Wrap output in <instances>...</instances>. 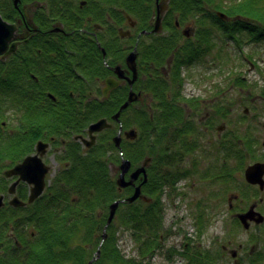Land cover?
<instances>
[{"label":"flooded vegetation","instance_id":"flooded-vegetation-1","mask_svg":"<svg viewBox=\"0 0 264 264\" xmlns=\"http://www.w3.org/2000/svg\"><path fill=\"white\" fill-rule=\"evenodd\" d=\"M185 2L0 0V19L8 25V33L12 37L7 49L0 54V67L16 71V82L30 86L27 110L16 116L14 133L18 142L22 140L19 149H16L20 159L14 165L32 156L38 158L46 169L42 195L31 204L13 208L33 213L43 211L53 229L80 228L93 222H98L99 226L100 214L106 211L109 214L114 201L124 200L133 194L134 186L119 188L117 178L124 160L131 163L126 179L134 169L132 154L140 146L136 144L139 136V129L134 125H138L136 118L145 120L149 113L152 116L155 111L162 112L153 86L158 82L162 84L163 76L172 83L177 72V59L173 66L177 47L181 46V51H184V45L198 41L200 34L197 20L193 18V6H186ZM207 9L210 10V7L207 6ZM215 14L221 18L217 10ZM221 19L227 21L229 17L226 15L225 19ZM206 24L216 36V49L223 33L213 20L208 18ZM211 57L212 54H208L206 59ZM180 67L183 87L179 93L171 92L167 97L181 99V127L192 124L201 127L204 124L201 134H184L190 137L189 144L193 149L188 154H178L182 159L179 163L186 169L190 168L196 177L197 173L206 174L198 170L201 159L196 155L202 150L204 131L213 130L216 125L213 122H229L230 116L228 114L225 120L217 119L219 113L214 108L219 106L215 102L224 98L223 88L221 94L216 91L206 99L188 95L185 93L188 73L196 66L181 64ZM130 93H134L137 99L121 110L118 120L114 119ZM197 98L199 108L194 105ZM260 99L264 100V95ZM250 104L242 118L249 110L262 113L263 106L256 98L251 99ZM100 119H106L110 126L91 133V125ZM217 126V130L222 131L223 125ZM115 128L117 131L112 135L111 131L107 132ZM132 129L137 131L136 138L129 134ZM119 132L120 147L114 141ZM115 150L119 151V161ZM18 178L13 177V181ZM183 180L176 185V196L186 195L178 187ZM141 183L139 178L135 186ZM31 188V185L21 182L17 195L23 199L26 193L23 200L27 201ZM168 192L169 187H166L163 198H168ZM113 197L115 199L111 201ZM5 208L10 210L12 207ZM122 210L129 209L124 206ZM83 214L89 216L83 218ZM91 214H96L98 219L93 221ZM27 228L25 226L16 233L12 230L11 235L18 249H21L19 238L25 244L34 245L40 236L38 228L36 231ZM170 232L176 234V231ZM227 244L222 246L224 257L225 252L232 253L229 249L232 241ZM238 249L243 250L244 246L239 244ZM237 255L238 250L235 259ZM250 255H253V250Z\"/></svg>","mask_w":264,"mask_h":264},{"label":"trees","instance_id":"trees-1","mask_svg":"<svg viewBox=\"0 0 264 264\" xmlns=\"http://www.w3.org/2000/svg\"><path fill=\"white\" fill-rule=\"evenodd\" d=\"M185 1L186 6H193V18L197 20V31H200L197 37L198 41L186 43L184 51H181V46L177 47L173 63L174 66L177 59V74H174L172 83H170L168 77L163 76L164 81L162 84L158 82L153 86L155 95L159 97V107H162V112L155 111L152 116L149 113L145 120L138 117L136 118L138 125L134 124L139 129L136 144H140V146L133 151L132 162L133 166L137 167L142 163L145 156L152 157V163L147 170L148 181L142 185V193L152 201L137 200L132 204L124 203L118 208L116 219L108 227V237L101 246V254L95 264H152L154 256L165 248L164 240L171 232L169 230L164 231L163 226L165 213L163 204L164 189L169 187L168 198L169 200L174 199L178 193L176 186L178 182L193 176L190 168L186 169L179 163L180 160L182 161L179 158L193 149L189 144L190 137L186 135L192 132L201 134V127L204 125L202 124L200 127L192 124L181 127L180 122L183 120L182 108L179 107L181 99L172 100L167 95H170L171 92L179 93L183 87L184 81L180 74L182 71L181 64H187L188 67L197 66V64H210L206 56L208 54L214 55L216 36L213 30L207 26L206 20L209 18L218 24L223 33L221 39H230L239 48L244 44L264 42V0H230V3H226L225 0ZM207 6L210 7V10L207 9ZM216 10L224 12L229 20L218 18L215 14ZM15 74L16 71L10 70L6 66L0 67V91L15 90L17 92L14 95L16 96L15 100L9 107H3L1 103L3 100H0V117L5 115L10 107L17 109L18 113L20 111V114L23 110H27L30 86L17 83ZM246 82L242 76H237L234 80V83L241 90L247 86ZM221 92L222 88L217 90L218 94H221ZM198 99L194 103L196 108H199L200 105ZM226 107L225 103H219L218 107H214L219 113L217 119L225 120L227 118L230 109ZM4 125V122L0 123L1 174L4 169L12 167L20 159L16 155V149H19V143L22 140L18 142V138L13 136L16 124L13 125L10 137L5 138L3 134ZM108 131H111L112 135L117 131V128ZM170 135L171 139L169 138ZM221 148L224 150L229 149L226 152L227 155L236 153L234 147L222 146ZM217 150L220 151L221 149ZM179 153L180 156H178ZM115 156L119 161L120 154L118 150H115ZM229 178V172L219 176L224 184L231 183ZM1 191H5V188L0 187ZM116 192H118V189ZM25 194L22 196L23 199H25ZM114 199L115 197L111 198V201ZM238 199L246 201L248 197H244L240 191L238 192ZM124 206L129 210L123 211ZM11 209V212H7L6 208L0 209V264H87L98 249L106 217H108L107 211L100 214L99 226H97L98 222H93L90 225L91 227L53 229L50 226V219L43 211L25 212V215L20 216L19 219L14 214L18 210L13 207ZM84 216L88 217L89 215L83 214V218ZM210 217V208L208 206L201 207L198 204L195 213V224L199 234H202L206 229ZM91 218L94 219L93 221L98 219L96 214H91ZM84 222L85 225H88L85 220ZM25 226L36 227V230L38 228L40 236L34 245L31 243L25 244L19 238L18 242L21 249H18L11 233L13 229L15 233L20 229H25ZM120 228L130 232L137 250L136 257L125 256L119 248L117 232ZM97 236L99 238H96ZM75 242L80 243L81 246L73 245ZM195 243L187 240L183 243L182 252H179L174 246L168 248L167 259L172 260L175 254H180L186 258L187 264H225L226 260L222 248L217 252H212ZM262 259L263 256H259L260 263L258 264H262ZM251 262L257 264L253 258Z\"/></svg>","mask_w":264,"mask_h":264},{"label":"rangeland","instance_id":"rangeland-1","mask_svg":"<svg viewBox=\"0 0 264 264\" xmlns=\"http://www.w3.org/2000/svg\"><path fill=\"white\" fill-rule=\"evenodd\" d=\"M225 1L230 3V0ZM219 43L214 55L211 59H207L210 64L196 66L188 73L185 93L206 99L223 88L225 91L223 101L219 99L215 103L227 105L226 108L230 109V119L229 122H216L213 130L208 132L203 130L204 135L201 140L203 151L199 150L196 155L201 159L198 170L205 171L206 174L197 173L196 177H190L179 183L178 187L184 191L185 196H176L171 200L167 197L163 198L164 228L176 231V234H171L165 240L164 250L154 256L152 264H185L184 257L176 255L172 260H167L164 253L172 246L182 249L187 238L212 252L219 251L231 240L232 245L229 249L238 250V255L234 259L230 252H225V264H252V258L258 264L259 256H263L262 264H264V225L256 226L253 223L250 229H245L237 218L238 213L247 211L253 203H258L257 209L264 215V190H260L257 185L249 184L245 179V170L249 166L264 164V138H262L264 100L260 99V96L264 95V42L244 44L241 48L230 39H220ZM237 76H242L247 81V86L242 90L234 83ZM16 93L15 90L0 91L3 107L11 106ZM253 98L263 106L262 113L249 110L247 116L242 118L245 108H250V100ZM19 114L17 109L10 107L8 112L0 117V123L5 124L3 128L5 138L10 137L13 125L17 124L16 116ZM217 125H223L222 131L217 130L219 127ZM13 136L16 138L15 134ZM222 146L234 147L236 153L227 155L229 149L224 150ZM4 171L0 173V187H4L5 191H1L0 194L6 196L5 200L8 204L11 199L8 188L13 180L5 177ZM228 172L232 183L230 185L224 184L219 179V176ZM240 191L244 197H248V200L238 199ZM233 195H237V198H233ZM198 204L201 207L208 206L211 214L210 221L202 234L198 233L195 224ZM18 212H14L15 216L25 215L26 211ZM27 229L36 231L32 226H28ZM117 236L123 254L127 257H136L137 250L130 232L120 228ZM239 244L244 246L243 250L238 249ZM251 250L254 257L248 256Z\"/></svg>","mask_w":264,"mask_h":264},{"label":"water","instance_id":"water-1","mask_svg":"<svg viewBox=\"0 0 264 264\" xmlns=\"http://www.w3.org/2000/svg\"><path fill=\"white\" fill-rule=\"evenodd\" d=\"M218 15L225 19L226 15L223 12H218ZM12 40L11 35L8 33V25L3 23L0 19V54H2L8 47L9 41ZM136 76V72H135ZM108 91L105 92L107 94ZM137 99L136 95L134 93H130L129 99L121 106L120 110L117 112V114L113 117L114 119H119L120 112L124 108H126L131 102L135 101ZM109 123L106 119H101L91 125L90 132H100L103 129L109 127ZM221 130V128H220ZM121 131V130H120ZM132 138H136L137 131L135 129H132L131 132ZM114 141L118 147H120L121 143V132L118 133V135L114 138ZM152 162V157L147 156L144 158L143 162L140 166L136 167L130 174L129 179H126V174L129 171L131 167V163L127 160H124L123 163L120 166L121 173L119 174L117 178V185L119 188H126L128 186H134L136 180L139 178L142 179V183L135 186L134 192L131 196H129L127 199L124 200H116L110 205V211L107 219V223L103 229L102 234V240L101 243L93 256V258L87 263V264H95L96 260L100 257L101 254V246L104 243V241L107 238V228L112 223L116 212L118 210V207L121 203L127 202V203H133L138 198H141L145 201L150 202L151 199L143 195L142 193V184L146 183L148 181V173L147 168L150 166ZM46 169L44 168L41 161L36 157H26L21 163L15 165L14 167L5 170L4 175L7 178L19 176L17 180H15L13 183H11L8 193L12 196L9 200V204L14 207H22L27 205L28 203H33L39 196L42 195L44 189H45V176ZM245 179L249 184L252 185H258L261 190L264 189V164H256L249 166L245 171ZM25 182L32 186L31 193L29 195L28 201L25 202L21 200L16 195L17 186L19 183ZM232 198V197H231ZM230 198V201H231ZM4 195H0V208L4 206ZM257 204L253 203L247 211L241 212L237 214V218L241 222L242 226L245 229H249L251 226V223L254 222L255 224L259 225L264 222V215L257 211L256 208ZM232 256L236 257V250L232 251Z\"/></svg>","mask_w":264,"mask_h":264},{"label":"bare ground","instance_id":"bare-ground-1","mask_svg":"<svg viewBox=\"0 0 264 264\" xmlns=\"http://www.w3.org/2000/svg\"><path fill=\"white\" fill-rule=\"evenodd\" d=\"M165 230H167V229L164 228V231H165ZM174 257H175V255H174ZM174 257H173V258H174ZM173 258H172V259H173Z\"/></svg>","mask_w":264,"mask_h":264}]
</instances>
